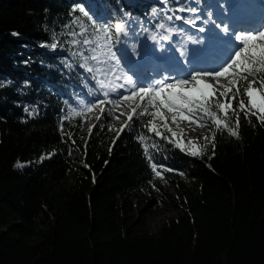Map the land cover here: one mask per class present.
I'll list each match as a JSON object with an SVG mask.
<instances>
[{"label": "trees", "instance_id": "16d2710c", "mask_svg": "<svg viewBox=\"0 0 264 264\" xmlns=\"http://www.w3.org/2000/svg\"><path fill=\"white\" fill-rule=\"evenodd\" d=\"M194 1L128 2L130 42H138L145 19L157 12L161 21L163 14L183 16L176 9ZM105 5L0 0V264H264L259 113L247 119L241 113L237 129L234 114L225 119L216 109L219 130L205 113V135L179 141L157 129L164 140L148 131L155 111L149 103L143 116L132 110L134 121L112 141L115 117L101 112L109 107L96 102L71 35L87 27L81 8L113 22ZM229 78L221 80L227 85ZM89 116L92 131L84 133ZM146 151L158 171L178 174L187 185L181 212L153 233L143 230L146 209H134L159 180Z\"/></svg>", "mask_w": 264, "mask_h": 264}, {"label": "snow or ice", "instance_id": "6c2138e0", "mask_svg": "<svg viewBox=\"0 0 264 264\" xmlns=\"http://www.w3.org/2000/svg\"><path fill=\"white\" fill-rule=\"evenodd\" d=\"M208 7H213V5L205 6V8ZM215 7H219V4ZM80 11L86 18L87 27L82 25L78 32L71 33L73 37H78V39L72 41L74 45L78 46L74 55L81 57L84 62L80 64V67L92 74L91 78L98 86L103 87L105 82L110 83L113 79L122 81L110 90L118 95V99L109 101L114 107L120 106L121 99L127 100L130 97L138 96L141 104L133 109V113L143 116L144 112L140 110L150 103L155 109L150 115L153 119L159 117L165 121L164 127L168 131H171L167 124L169 115L172 122H176L178 117L184 121L199 122L203 120L205 113L208 114L214 126L219 130L222 122L221 118L216 115V109L224 112L225 119L229 113L234 114L237 129L241 113H243L245 119L250 114L256 116L259 113L257 118L264 125V31L235 32L234 39L242 46L238 50L230 49L229 54L218 61H214L212 67H201L199 63L194 62L189 63V67L184 68L175 75L169 73L159 79H147L139 73L128 74L135 67L128 56L126 48L121 47L129 35L128 23L123 20L114 23L100 21L83 8ZM176 11L188 12L190 15L187 18L174 15L169 19L182 21L189 28L196 27L197 20H200L203 15V10L199 7H179ZM213 15L212 12H209L207 18L201 20L202 25H215L216 29L228 34L230 32L229 26L218 23L213 19ZM73 23L76 22L73 21ZM205 26H199L196 30L205 32ZM159 27H163V25ZM50 47L56 49L58 44L52 43ZM205 77H210L211 82H205ZM228 77H231V79H227L228 87L225 88L220 81L221 78ZM245 82L247 83L244 95L241 97L240 90L241 87L245 86ZM220 88L224 90L220 91ZM104 95L107 96L109 93L105 92ZM236 99H238V105L233 107L232 101ZM221 100L224 102H221ZM97 103L104 105L105 101L98 100ZM94 107V105L90 106L89 110L91 111ZM201 109L203 112H201ZM100 110L102 113L107 111L109 116H114L112 108L105 109L102 107ZM123 115L121 113L120 116H115V118L120 119ZM96 119L100 120L101 117L98 116ZM134 119V115H128L127 121L121 130L129 127ZM148 123H151V121H148ZM200 126L204 125L201 124ZM224 127L228 128L232 136L238 138V131L233 130L230 124L225 123ZM91 131L90 128L89 132L91 133ZM148 131L155 132L156 137H161L164 140L168 139L167 136L162 135L161 131L156 129L155 125L148 128ZM172 135L175 137L176 133L173 132ZM212 138L214 139V136ZM203 139L208 141L209 137L205 136ZM188 143L193 144L195 142L188 141ZM177 146L180 145L177 144ZM212 147H215L214 143ZM198 154L196 151L191 152L193 157ZM146 155H148L152 171L160 176L161 172L157 170L158 165L152 161L151 154L146 151ZM168 171H171V169H168Z\"/></svg>", "mask_w": 264, "mask_h": 264}, {"label": "rangeland", "instance_id": "374dc122", "mask_svg": "<svg viewBox=\"0 0 264 264\" xmlns=\"http://www.w3.org/2000/svg\"><path fill=\"white\" fill-rule=\"evenodd\" d=\"M133 1L134 0H127L121 2V0H117L116 3L113 0H105V3L108 6L109 11L112 13L113 20L122 17L123 21L128 22L129 17H127L125 14V12L127 11H124V5L128 2ZM262 3H264V0H196L194 1V5L190 7H199L203 10V15L200 20H197L196 27L192 28H189L188 25L183 24L182 21H176L174 19L170 20L169 17L172 16L167 14H163L165 18L163 21H161L157 17V12L154 14L153 19H145V23L140 26L143 28L142 33L138 39V42L136 44H131V46H133L131 50L134 52V55H146V57H148L146 60H153L154 63L159 62V59H151L148 55L149 52L150 54L152 52L155 53V51L159 52L160 60L165 61L168 59V56H171L173 60L181 57L180 53L185 50L187 51V55L185 58L182 57L183 59H181V61L186 60L190 61V63H193L194 55L189 52L190 49L192 47H205L209 49V53H203V57H210L208 61L204 58L205 63L207 64V67H212L214 61H216V59H214L215 57L220 60L229 54L230 49L238 50L242 46L234 39L235 32L241 31V29H244V31H264V9H262L261 12L259 10ZM209 4L213 5V7L205 8V6ZM217 4H219V7H215V5ZM209 12H212L214 14L213 19H215L218 23L229 26L230 32L228 34H224L219 29H216L215 25H202L201 20L207 18ZM256 13L259 15H256ZM189 15L190 13L185 12L183 17L187 18ZM247 19L254 20L248 24L246 22ZM174 22L179 26H176ZM240 24H242L243 26H241ZM160 25H163V27H159ZM199 26H205L206 31H197L196 28ZM127 40H129V37L124 40V43L121 45L122 48L127 47ZM193 40L197 42L193 43ZM217 51H220V53H217ZM198 52V50H195V53ZM187 67H189V65H187L186 68ZM154 69H156V67H154ZM131 73L133 74V71L129 72L128 74L132 75ZM146 73H144L143 75H145ZM90 76H92L91 73ZM148 76L149 77L145 78L153 79L155 74L151 72L148 73ZM160 77L161 75L154 78L159 79ZM204 80L205 82H211L210 77H205ZM91 83L93 84V88L95 90L96 96L94 98H96L97 101L104 100L108 107L113 109L114 117L120 116L121 113L124 114L120 119L115 118L116 121L113 126V132L114 136H116H113L114 139H112V141H115L118 133L121 131L122 126L125 124L128 115H130L132 110L138 104L137 101L139 100V97H130L127 100L121 99L120 106L114 107L109 101L118 99V95L117 93H113L110 90L112 88H115L117 84L122 83V81H116L113 79L110 83L105 82L104 86L100 87L91 78ZM220 83L224 84L225 88L227 87V85L222 80L220 81ZM223 90V88H220V91ZM105 92H108L109 95H104ZM88 100L90 99L89 95L87 94L86 103L89 102ZM86 107L87 104L86 106L82 104L81 108ZM93 121L94 120L89 116L84 133L89 131V129L93 125ZM202 121L189 122L181 120L178 117L176 122H172L169 115L167 124L168 128H171V131H168L164 127L165 121L161 120L159 117H156L152 120L151 126L155 125L156 129H162L167 133V135L176 140H192L196 136L205 135L207 133V128L205 126H200L201 124H203ZM173 132L176 133L175 137L172 135ZM196 152L200 154L199 150H196ZM80 165L86 167L83 162H81ZM181 182H183V178L180 175L163 172L159 176L157 184L146 193L144 201L141 203H134V209L136 211H139L143 208L146 209L144 216L145 227L143 228V230L153 233L164 222L178 216V214L182 210L181 201H183V194H185V189L187 186L185 185V189H183L181 186ZM153 200L157 202L156 208H153V204L149 205L150 201Z\"/></svg>", "mask_w": 264, "mask_h": 264}, {"label": "bare ground", "instance_id": "6f19581e", "mask_svg": "<svg viewBox=\"0 0 264 264\" xmlns=\"http://www.w3.org/2000/svg\"><path fill=\"white\" fill-rule=\"evenodd\" d=\"M259 1V0H258ZM262 9H264V3H262L261 5H260V12H261V10ZM262 15V14H261ZM252 24V23H251ZM183 50H184V48H183ZM195 50H198L199 52L198 53H195ZM192 55H194V62L195 63H199V65H201V67H207V64L205 63V60H204V58L205 57H203V53H208L209 52V49L208 48H205V47H203V48H194V47H192L191 49H190V51H189ZM217 53H220V51H217ZM158 54H160L159 52H158ZM186 55H187V51H182L181 53H180V56L181 57H179V58H185L186 57ZM143 58L144 59H146V56L145 55H143ZM213 58H214V56H213ZM207 61L210 59V57H208V58H205ZM214 59H216V61H218L219 59L218 58H214ZM168 60H173V58H171V56H168ZM193 62V63H194ZM154 67H156V66H154L153 65V62H151V60H147L146 61V65H144L143 67H142V71L143 72H147L144 76H143V78H145V77H149L148 76V73H151V72H153L154 74H155V76L154 77H159L160 75L161 76H167V73H165V72H162V70H158V69H154ZM148 69H150L149 71H148ZM173 75H175V74H177V73H172ZM153 77V78H154Z\"/></svg>", "mask_w": 264, "mask_h": 264}, {"label": "clouds", "instance_id": "9594fccd", "mask_svg": "<svg viewBox=\"0 0 264 264\" xmlns=\"http://www.w3.org/2000/svg\"><path fill=\"white\" fill-rule=\"evenodd\" d=\"M197 41L193 40V43H196Z\"/></svg>", "mask_w": 264, "mask_h": 264}]
</instances>
